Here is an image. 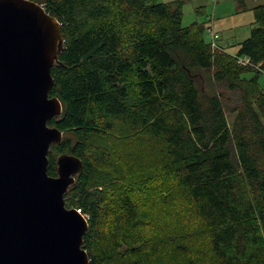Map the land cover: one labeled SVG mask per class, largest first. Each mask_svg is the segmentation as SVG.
<instances>
[{"label":"trees","instance_id":"obj_1","mask_svg":"<svg viewBox=\"0 0 264 264\" xmlns=\"http://www.w3.org/2000/svg\"><path fill=\"white\" fill-rule=\"evenodd\" d=\"M33 1L62 25L51 95L63 110L49 124L63 139L48 173L63 153L83 162L65 203L89 216L90 264H264V4L233 54L183 25V0ZM125 146L145 154L141 182L170 214L133 197L135 153L120 180L98 174Z\"/></svg>","mask_w":264,"mask_h":264},{"label":"water","instance_id":"obj_2","mask_svg":"<svg viewBox=\"0 0 264 264\" xmlns=\"http://www.w3.org/2000/svg\"><path fill=\"white\" fill-rule=\"evenodd\" d=\"M64 47L62 25L33 0H0V264H90L83 247L89 224L65 194L83 168L57 157L63 131L49 121L62 103L51 95V70Z\"/></svg>","mask_w":264,"mask_h":264},{"label":"rangeland","instance_id":"obj_3","mask_svg":"<svg viewBox=\"0 0 264 264\" xmlns=\"http://www.w3.org/2000/svg\"><path fill=\"white\" fill-rule=\"evenodd\" d=\"M158 2H170L173 0H157ZM183 25H189L190 23L197 21L205 25V40L212 42V39L208 33L207 27L213 22V28L217 31L220 37L217 40V44L225 47L229 52L234 53L238 49V45L241 41L248 38L251 34L252 28L255 24V17L253 8L259 4H264V0H245L239 2V0H183ZM250 75V74H249ZM259 82L264 90V71L259 75ZM224 97L228 96V92L221 90ZM235 116H229V120H232ZM264 123V118H263ZM115 137V136H113ZM101 139V138H99ZM98 139V140H99ZM111 139V138H110ZM97 140V138H95ZM105 143H114L115 140L101 139ZM125 146L119 147L116 150L117 157L113 159V162L109 166L100 167L98 174L104 176V181H116L122 177L123 170L120 167L121 163L127 161L131 153H135L134 158L136 162L133 167L127 168L128 177L132 179L133 185V197L136 198L144 212H154L155 214L163 211L165 214H170L171 210L165 209L161 206L159 201L160 187L156 185L151 191L148 186L142 184V179L150 175L147 167H142V157L145 158V154L140 153L137 148H131ZM114 149V148H113ZM115 150V149H114ZM138 162V163H137ZM144 164V163H143ZM155 186V185H153ZM165 189H162L163 192ZM159 201V202H158ZM176 202H173L175 205ZM161 208V210H159ZM168 218H172V215Z\"/></svg>","mask_w":264,"mask_h":264},{"label":"built area","instance_id":"obj_4","mask_svg":"<svg viewBox=\"0 0 264 264\" xmlns=\"http://www.w3.org/2000/svg\"><path fill=\"white\" fill-rule=\"evenodd\" d=\"M207 30H208V33H209L211 39H212V42H211L212 45H213L214 47H217V46H218V44H217V40H218V38L220 37V35H219V33H218L217 31L214 30V28H213V22H212V25L210 24V25L207 27ZM239 62H240L241 64H244V65H247V64H250V63H251L250 58L247 57V56L241 57V58L239 59ZM76 211H77L78 213H80V214H81V215H82V216L88 221L89 216H88L86 213H83V211H82L80 208H76Z\"/></svg>","mask_w":264,"mask_h":264},{"label":"crops","instance_id":"obj_5","mask_svg":"<svg viewBox=\"0 0 264 264\" xmlns=\"http://www.w3.org/2000/svg\"><path fill=\"white\" fill-rule=\"evenodd\" d=\"M220 45V44H219ZM221 46V45H220ZM223 47V46H222ZM238 50V49H237ZM237 52V51H236ZM236 52H234L233 54H235Z\"/></svg>","mask_w":264,"mask_h":264}]
</instances>
